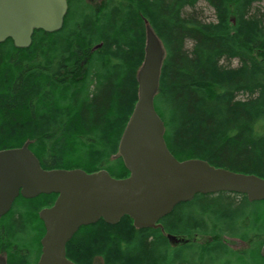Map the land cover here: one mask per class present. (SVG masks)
I'll return each mask as SVG.
<instances>
[{
	"label": "trees",
	"instance_id": "trees-1",
	"mask_svg": "<svg viewBox=\"0 0 264 264\" xmlns=\"http://www.w3.org/2000/svg\"><path fill=\"white\" fill-rule=\"evenodd\" d=\"M202 2L214 22L196 11ZM67 3L61 30H36L28 48L0 43V150L28 143L45 169L127 177L117 153L138 101L149 25L165 51L154 104L172 155L264 179V0ZM54 197H41L37 212L23 201L24 210L6 220L0 251L14 264L37 263L42 233L34 220ZM158 224L100 221L78 233L67 254L76 264L97 257L104 264H264V201L198 194ZM168 235L189 241L173 246ZM225 236L246 248H230Z\"/></svg>",
	"mask_w": 264,
	"mask_h": 264
},
{
	"label": "water",
	"instance_id": "water-1",
	"mask_svg": "<svg viewBox=\"0 0 264 264\" xmlns=\"http://www.w3.org/2000/svg\"><path fill=\"white\" fill-rule=\"evenodd\" d=\"M67 12V0H0V43L11 39L17 48H27L36 30H61ZM164 56L160 39L147 25L145 58L137 75L138 101L117 153L128 177L116 179L107 170L44 169L27 143L0 150V217L20 194L25 198L58 195L51 208L40 212L46 233L38 264H75L66 255L68 242L82 226L101 218L116 224L129 216L136 228H151L198 194L227 192L246 195L251 202L264 201L263 178L200 159L179 161L172 155L154 104ZM261 255L264 258V246ZM0 264L6 263L0 260Z\"/></svg>",
	"mask_w": 264,
	"mask_h": 264
},
{
	"label": "flooded vegetation",
	"instance_id": "flooded-vegetation-1",
	"mask_svg": "<svg viewBox=\"0 0 264 264\" xmlns=\"http://www.w3.org/2000/svg\"><path fill=\"white\" fill-rule=\"evenodd\" d=\"M89 1H93V0H89ZM40 161V160H39ZM42 166V165H41ZM45 169V168H44ZM47 170H51V169H47ZM97 172V171H96ZM89 173V172H88ZM111 175V174H110ZM112 176V175H111ZM129 176V175H128ZM127 176V177H128ZM113 178H116V177H114V176H112ZM124 178H126V177H124ZM116 179H123V178H116ZM44 195H51V194H41V195H39V196H37V197H34V198H25V197H23L21 194L15 199V201L13 202V204H12V206H11V209L5 214V215H3L2 217H0V232H4L5 231V229H6V227L8 226V222H6V220L7 219H10V218H12V220H13V218L15 217V215H16V209L17 210H24L23 208L24 207H22V206H20L21 204H22V202L24 201L25 202V204H22V205H28V206H32V209H33V211L32 212H37V208H36V206H39V200L41 199V197H43ZM55 197H54V202L52 203V204H50V205H47V206H42L40 209H39V211H38V213H37V218H38V220L35 222V220H34V223H35V225H38V227H40L39 228V230H40V232L42 233V236H41V239H40V249H39V252L40 253H38L39 254V256H38V258H37V263L36 264H38L39 263V260H40V257H41V255H42V249H43V247H42V239H43V237L45 236V233H46V227H45V224H44V222L41 220V218H40V212L43 210V209H46V208H51L54 204H55V202H56V200H57V198H58V195L57 194H53ZM18 204V205H17ZM182 204V203H181ZM178 206V205H177ZM176 206V207H177ZM175 207V208H176ZM174 208V209H175ZM173 209V210H174ZM27 212V211H26ZM173 212V211H172ZM171 212V213H172ZM170 213V214H171ZM169 215V214H168ZM126 217V216H125ZM127 217H129V216H127ZM26 218H29L28 216H26ZM124 218V217H123ZM122 218V219H123ZM130 218V217H129ZM121 219V220H122ZM162 219V218H161ZM160 219V220H161ZM120 220V221H121ZM159 220V221H160ZM100 221H103V222H105L107 225H110V226H114V225H117L118 223H116V224H109V223H107L104 219H99L96 223H94V224H91V225H88V226H82L76 233H75V235L72 237V239L75 237V236H77L78 235V233H80L82 230H84V229H86V228H88V227H90V226H94V225H96V224H98ZM133 221V220H132ZM159 221H158V223H159ZM157 223V225H156V227H151V228H159L161 225H159ZM133 225H134V222H133ZM135 227V226H134ZM136 228V227H135ZM136 229H146V228H136ZM170 237H173V238H175L176 240H171L170 239ZM71 239V240H72ZM168 239L170 240V242H171V244L173 245V246H179L180 244H186V243H188V239H183V238H177V237H175V236H172V235H168ZM224 242L230 247V248H232V238H230V237H227V236H225L224 238ZM70 240V241H71ZM233 240H235V241H238L239 243H241V244H243V245H246L244 242H241V241H239V240H237V239H233ZM70 241L68 242V243H70ZM199 242H204V240H200ZM68 245V244H67ZM13 248L14 249H16V250H20V249H22V250H24V248L20 245V244H13ZM22 250H20L21 252H23ZM66 255H67V258L70 260V261H72V262H74L71 258H69V256H68V254H67V246H66ZM35 258V257H34ZM0 260H3L6 264H14V258H13V256L10 254V252L9 251H7V250H1L0 251ZM33 260V259H32ZM75 263V262H74ZM32 264H34V263H32ZM76 264V263H75ZM90 264H104V261H103V258H99V257H97V258H94L93 259V262L92 263H90Z\"/></svg>",
	"mask_w": 264,
	"mask_h": 264
},
{
	"label": "rangeland",
	"instance_id": "rangeland-1",
	"mask_svg": "<svg viewBox=\"0 0 264 264\" xmlns=\"http://www.w3.org/2000/svg\"><path fill=\"white\" fill-rule=\"evenodd\" d=\"M196 11L199 12L201 19H203L205 22H214L215 21L214 10L211 7H209L207 4H205L204 2H202L198 5ZM232 65L234 67L237 66V62L234 61L232 63ZM232 248L234 250H243L246 248V245H243V244L239 243L238 241L234 240V241H232Z\"/></svg>",
	"mask_w": 264,
	"mask_h": 264
},
{
	"label": "bare ground",
	"instance_id": "bare-ground-1",
	"mask_svg": "<svg viewBox=\"0 0 264 264\" xmlns=\"http://www.w3.org/2000/svg\"><path fill=\"white\" fill-rule=\"evenodd\" d=\"M45 32V31H44ZM16 47V46H15ZM30 47V46H29ZM28 48V47H27ZM127 169V168H126ZM64 170H66V169H64Z\"/></svg>",
	"mask_w": 264,
	"mask_h": 264
}]
</instances>
